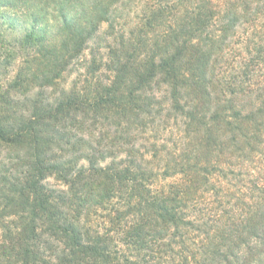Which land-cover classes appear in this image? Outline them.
<instances>
[{"label":"trees","instance_id":"16d2710c","mask_svg":"<svg viewBox=\"0 0 264 264\" xmlns=\"http://www.w3.org/2000/svg\"><path fill=\"white\" fill-rule=\"evenodd\" d=\"M45 2L0 32V264H264V0Z\"/></svg>","mask_w":264,"mask_h":264},{"label":"rangeland","instance_id":"374dc122","mask_svg":"<svg viewBox=\"0 0 264 264\" xmlns=\"http://www.w3.org/2000/svg\"><path fill=\"white\" fill-rule=\"evenodd\" d=\"M45 1L46 0H26V3L19 2L16 7H2V14L0 15V32H3L9 39H21L25 35L24 30L20 28L21 21L29 19L25 14L26 12H28L26 9L30 7H36L35 2L40 3V5L38 4L37 6L39 13H41V10L47 11L48 8L51 9V12L53 14L56 12L53 10V7H51L52 5H49L48 2ZM46 14L48 13L46 12ZM11 73L12 72H10L7 77H9ZM4 75H6V73H4ZM74 75L75 74L71 75L70 80L72 79V77H74Z\"/></svg>","mask_w":264,"mask_h":264}]
</instances>
